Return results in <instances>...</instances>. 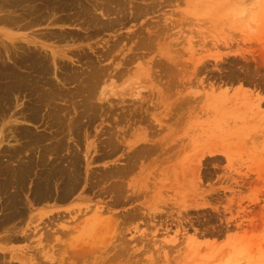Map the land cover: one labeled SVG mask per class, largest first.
<instances>
[{"label": "rangeland", "instance_id": "obj_1", "mask_svg": "<svg viewBox=\"0 0 264 264\" xmlns=\"http://www.w3.org/2000/svg\"><path fill=\"white\" fill-rule=\"evenodd\" d=\"M131 3L130 7L127 6L130 3L122 5L128 15L115 7L109 17L118 19L104 29L94 25L83 30L75 24L42 23L21 30L0 24V39L6 43L24 42L19 37L31 29L61 33L64 40L47 37L41 40L36 33L28 34L34 35L38 46L47 45L48 53L54 49L65 56L56 55L58 65H50V71L53 70L50 75L55 86L62 88L56 86L58 92H64V96L71 94L63 96L64 102L55 100L56 106L60 104L63 109L68 106V110L64 109L67 111H54L55 120V115L60 114L56 122L46 117L38 123L20 119L17 128H24V134L11 125L13 117H0V129L5 128L6 135L0 143V264H264V0H136V3L131 0ZM134 4L143 11L148 5L149 12L146 9L136 13ZM49 12L55 11L50 8ZM95 13L99 15L98 11ZM5 30L17 38L5 36ZM107 48L112 53L104 56ZM92 60L96 65H92ZM85 61L91 62L90 69ZM60 62L66 63L63 64L66 70ZM83 69L90 71L84 73ZM94 71L99 72L98 84ZM101 73H106L101 76L102 81L98 76ZM84 78L89 81H85L87 85ZM88 85H92L90 91ZM77 87L84 97L78 95ZM75 91L77 94L73 95ZM87 91L90 92L87 97L93 94L95 99L85 97ZM22 96H11L12 110L27 104L28 97ZM72 102H84L83 108L87 102L91 108L83 110L82 105L74 106L77 104ZM48 110L41 109L40 113L43 116L52 111ZM77 113L84 116L80 118ZM69 118L76 119L75 125L80 127L71 126ZM58 125L61 127L57 128ZM8 129L16 133V141ZM51 130L59 133L52 131L54 135ZM57 135L61 140L58 137L59 141L56 138L55 143L50 142ZM151 141L161 143L152 154L146 152ZM13 145L21 149L18 158L5 152L13 149ZM145 145L146 150L141 151ZM28 147L34 148L33 151H28ZM56 148L63 150L56 153ZM47 151L52 152L45 157ZM69 153L80 154L79 162L82 161L79 166L76 164L79 182L75 181L70 195L64 200L56 197V187L62 185V178H57L51 197L35 202L32 191L50 164L60 165L67 172L72 169L70 162L67 165L72 156ZM7 158L12 161L14 158L13 165L19 163V167L29 164L27 178L21 184L16 178L7 177L19 168L13 167ZM12 181L21 193L10 186ZM2 190L12 194L11 199ZM12 202L22 213L10 219Z\"/></svg>", "mask_w": 264, "mask_h": 264}, {"label": "bare ground", "instance_id": "obj_2", "mask_svg": "<svg viewBox=\"0 0 264 264\" xmlns=\"http://www.w3.org/2000/svg\"><path fill=\"white\" fill-rule=\"evenodd\" d=\"M124 1H126V2H124ZM127 1H130V2H127ZM134 1V0H133ZM139 1V0H138ZM147 1V0H146ZM157 1V0H156ZM166 1V0H165ZM88 2H90V4L88 5ZM123 2H124V4L122 3V0H116L115 2H113V1H110V0H93V2L91 1V0H0V10H3L2 12H0V24H4V25H6V26H9V27H12V28H18V29H24V30H28V29H30V27H32V26H40V25H42V23H45V26L46 25H50L51 23H53V24H55L56 26H57V24L58 25H60V26H62V25H65V24H67V25H70V24H75V25H79L80 27H82V28H84L83 30H89V27L91 26V25H94V26H100V28H102V29H104V28H107V26H108V24H111V23H115V22H113V20L115 19V20H117L116 18H113V16H111L112 18H113V20L109 17L110 16V13L111 12H113V10H115L116 8L115 7H120L118 10H122V8L124 7V6H122V5H127L128 3H130V4H128L127 6H129V5H131L132 3H131V0H123ZM159 2V1H158ZM157 2V3H158ZM134 3V2H133ZM135 3H136V0H135ZM143 4V3H142ZM147 4H149V3H147ZM159 4V3H158ZM114 5V6H113ZM121 5V6H120ZM162 4H160V6H161ZM134 6H135V4H134ZM133 6V7H134ZM142 6V5H141ZM149 6L151 7V6H153V5H150L149 4ZM148 5L146 6V9H147V12H149L148 11V7H149ZM126 7V6H125ZM124 7V9H126ZM130 7V6H129ZM137 6H135V8H133L135 11H137L136 13H140L141 11H143L142 10V8H140V6L138 5V7L136 8ZM50 8L53 10V11H55V12H49L50 11ZM141 10H140V9ZM153 7H151V9H152ZM155 8V7H154ZM130 9V8H129ZM137 9H139V10H137ZM144 9H145V7H144ZM145 9V10H146ZM133 10V11H134ZM145 10L143 11V12H145ZM150 10V9H149ZM5 11V12H4ZM68 11H69V13H68ZM96 11H98L99 12V15H98V13L96 14L95 12ZM116 11V10H115ZM124 10H122L121 12H123ZM134 11V12H135ZM152 11V10H151ZM119 12V11H118ZM117 12V13H118ZM142 12V13H143ZM146 12V13H147ZM57 13L58 14H60L61 13V15H58V16H56L57 15ZM117 13H115V14H117ZM141 13V14H142ZM146 13H144V14H146ZM123 14H126V15H128L127 13H125V12H123ZM122 15V14H121ZM120 15V16H121ZM134 16H135V13L133 14ZM132 15V16H133ZM138 15V14H137ZM143 15V14H142ZM120 16H117L116 15V17H120ZM123 17V16H122ZM126 17V16H125ZM138 17V16H137ZM141 17V16H140ZM124 18V17H123ZM122 18V19H123ZM136 19V18H135ZM130 20H132L131 19V17H130ZM133 20H134V17H133ZM117 22V21H116ZM120 23V22H119ZM116 25V24H115ZM74 26V25H73ZM110 27V30H111V25H109ZM59 27V26H58ZM78 27V26H77ZM92 27V26H91ZM90 27V28H91ZM104 27V28H103ZM79 28V27H78ZM82 28L80 29V30H82ZM94 28H96V27H94ZM108 28V29H109ZM57 29V28H56ZM55 29V30H56ZM59 29V28H58ZM64 29V28H63ZM67 29V28H66ZM44 30V29H43ZM51 30V29H50ZM54 30V31H55ZM62 30V29H61ZM69 30V29H68ZM67 30V31H68ZM71 30H74V29H71ZM101 30V29H100ZM106 30V29H105ZM114 30V29H113ZM40 31H42V30H40ZM76 31V30H75ZM79 31V30H78ZM95 31V30H94ZM116 31V30H115ZM90 32V31H89ZM96 32H97V30H96ZM30 33H36V36H40V38H41V40H42V37L44 38V37H47L46 39H48V38H57V40H59V39H62V40H64L65 39V37H61L62 36V34L61 33H59V34H57V33H53V30H52V32L51 31H49V29L47 30V31H42V32H39V30H34V29H31V30H29L27 33H23L21 36L22 37H19V38H22V39H24V42H20V43H13V42H7L6 43V41H4V40H2V39H0V117H2L3 119H4V117H9V119H11L12 117V119L10 120L12 123H11V125L13 126V127H16V130L18 129V128H20V127H18L17 128V122L18 121H20V119L21 120H26V121H28V122H30V123H35V122H37V121H39V120H42V119H45V117H46V119L48 118V119H50V118H52V120L54 119L53 118V115H54V111L55 112H59L60 113V111H63L65 108L68 110V106H66L64 109H63V107L61 108V107H59V105L58 106H56V103H55V100L56 99H60V100H62L64 97H68L69 95H71V94H67L66 96H64V92H61V91H57L58 89H56V86H58V84H56V86H55V82H53V81H51V79H52V76L50 75V73L52 74V72H53V70H51L50 71V65L52 66V63H53V65H55V64H57L56 63V59H57V57H56V55H60V54H58V52L56 51V50H54V49H49V51H51V53H48L46 50V48H47V45H45L46 47H44V45H42L41 44V46H38L37 44H38V42H37V40H36V38L34 37V35L33 36H29V34ZM65 33H67V34H69L68 32H66L65 31ZM65 33H63V34H65ZM81 33V32H80ZM82 33H84V32H82ZM92 33H93V31H92ZM102 33V32H101ZM3 34L5 35V36H7V37H9V38H11V39H15V38H17L16 37V35L14 34V33H12L10 30L8 31H4L3 32ZM70 34H72V33H70ZM85 34V33H84ZM92 35V34H91ZM91 35L89 34V37H91ZM94 35H95V33H94ZM93 35V36H94ZM97 35V34H96ZM99 35V34H98ZM140 35V34H139ZM153 35V34H152ZM38 36V37H39ZM63 36H65V35H63ZM68 36H70V35H68ZM82 36V35H81ZM85 36V35H84ZM87 36V35H86ZM86 36H85V39H87L86 38ZM92 36V37H93ZM131 36V35H130ZM75 36H73V39H75L74 38ZM79 37V36H78ZM39 38V39H40ZM67 38V42H68V37H66ZM71 37H69V39H70ZM131 38H133V37H131ZM145 38V37H144ZM143 38V39H144ZM150 38V37H149ZM22 39H21V41H22ZM38 39V40H39ZM84 39V38H83ZM145 39H147V38H145ZM144 39V41H146ZM50 40V39H49ZM48 40V41H49ZM55 40V39H54ZM61 40V41H62ZM76 40V39H75ZM77 40H79L78 38H77ZM82 40V39H81ZM119 41H120V37H119V39H118ZM44 41V40H43ZM46 41V40H45ZM51 41V40H50ZM56 41V40H55ZM55 41H54V43H55ZM95 41V40H94ZM143 41V42H144ZM59 42V41H58ZM70 42H72V41H70L69 40V43ZM75 42V41H74ZM73 42V43H74ZM82 42H83V40H82ZM97 42V41H96ZM40 43V42H39ZM60 43V42H59ZM91 43V42H90ZM89 43V44H90ZM135 43V42H134ZM137 43V42H136ZM148 43V42H147ZM138 44V43H137ZM140 44V43H139ZM58 45V44H57ZM60 45V44H59ZM113 45V44H112ZM146 45V44H145ZM151 45V44H150ZM149 45V46H150ZM70 46V45H69ZM82 46V45H81ZM90 46H92V45H90ZM142 46H144V45H142ZM48 47H49V45H48ZM89 47V46H88ZM67 48H69V47H67ZM82 48H83V46H82ZM90 48V47H89ZM109 48V47H108ZM107 48V49H108ZM62 49V48H61ZM73 49V48H72ZM77 49H79L80 50V47H77ZM88 49V48H87ZM112 49V48H111ZM144 49V48H143ZM64 50V49H63ZM66 50H68V49H66ZM86 49L84 48V50H83V53H84V51H85ZM90 50H92V48L90 49ZM89 50V51H90ZM95 50H96V48H95ZM93 51H94V49H93ZM111 50H109L108 49V51H104V56H105V53H107L108 52V54H109V52H110ZM88 52V51H87ZM95 52V51H94ZM97 53H100L99 51H96ZM132 52V51H131ZM65 53V52H64ZM110 53H112V52H110ZM76 54V53H75ZM133 55L135 54V53H132ZM85 55H86V51H85ZM89 55V54H88ZM102 55H103V53H102ZM60 56H63V55H60ZM96 56V55H95ZM63 57H65V56H63ZM62 57V58H63ZM80 57V56H79ZM82 57V56H81ZM101 57H103V56H101ZM133 57V56H132ZM130 58V59H133V58ZM59 58V57H58ZM61 58V59H62ZM68 59L70 58V57H67ZM87 58H89V57H87ZM91 58V57H90ZM98 58V57H97ZM65 59V58H64ZM71 59V58H70ZM63 60V59H62ZM86 60V59H85ZM88 60V59H87ZM90 60V59H89ZM94 60V59H93ZM93 60H92V65H94V63H93ZM65 61V60H64ZM67 61V60H66ZM70 61V60H69ZM76 61H80V60H76ZM96 61V60H95ZM131 61V60H130ZM58 62V61H57ZM81 62V61H80ZM86 62V61H85ZM89 62V61H88ZM102 62V61H101ZM61 63V62H60ZM72 63V62H71ZM87 63V62H86ZM62 65V67L65 69L66 67H65V65H63V64H66L65 62L64 63H61ZM81 64H82V62H81ZM88 64V63H87ZM86 64V66L90 69V64H91V62H90V64H88L87 65ZM156 64H157V62H156ZM177 64V63H176ZM58 65V64H57ZM60 65V64H59ZM68 65V64H67ZM83 65V64H82ZM95 65H96V63H95ZM160 65H161V63H160ZM72 66H74V64L72 65ZM177 66V65H176ZM58 67V66H57ZM93 66H91V68H92ZM96 67V66H95ZM99 67V66H98ZM102 67V66H101ZM105 67L106 66H103V68L105 69ZM159 67V66H158ZM164 67V66H163ZM56 68V67H55ZM60 68V67H59ZM69 67H67V69H68ZM100 68V67H99ZM98 68V69H99ZM53 69V68H52ZM64 69H63V71H62V68L60 69V71H62V72H64ZM77 69V68H76ZM88 69V70H89ZM97 69V70H98ZM162 69V68H161ZM56 70V69H55ZM66 70V69H65ZM69 70V69H68ZM78 70V69H77ZM84 71V73H85V71H87V73H88V70H85V69H83ZM106 70H107V68H106ZM105 70V71H106ZM165 70V69H164ZM170 70V69H169ZM75 71V70H74ZM90 71V70H89ZM161 71V70H160ZM172 71V70H171ZM62 72H58L59 74H61ZM69 72H71V71H69ZM91 72H93V71H91ZM98 71H94V73L96 74ZM99 72H100V70H99ZM98 72V73H99ZM83 73V74H84ZM164 73V72H163ZM63 74H66V73H63ZM75 74H79L78 72H76ZM94 74V75H95ZM104 74V73H103ZM103 74L101 73V75H99L98 74V76L100 77V79H101V76H103ZM106 74V73H105ZM104 74V76H106ZM160 74V73H159ZM168 74V73H167ZM69 75V74H68ZM89 79L88 80H90V77H92L93 76V73H92V75H90V73H89V75H90V77L87 75V74H85ZM161 75V74H160ZM164 75V74H163ZM163 75H161V76H163ZM175 75V74H174ZM50 76H51V78H50ZM56 76H57V73H56ZM60 77L62 76V75H59ZM67 76V75H66ZM75 76V75H74ZM78 76V75H77ZM79 76H82L81 75V73H80V75ZM72 77V76H71ZM70 77V78H71ZM76 77V76H75ZM94 78L96 77V79H97V81H95L97 84H98V79L99 78H97V74H96V76H93ZM167 77V76H166ZM59 78V77H58ZM82 78V77H81ZM93 78V79H94ZM85 79V78H84ZM95 79V80H96ZM54 80V79H53ZM60 80V79H59ZM69 81H70V79H68ZM72 80H73V77H72ZM71 80V81H72ZM74 80L76 81V80H78V79H75L74 78ZM82 80V79H81ZM88 80H84V82L85 81H88ZM91 80H92V78H91ZM55 81V80H54ZM70 81V82H71ZM101 81H102V79H101ZM73 82V81H72ZM71 82V83H72ZM78 81H76V83H77ZM79 82H81L82 83V81H79ZM83 82V83H84ZM89 82V81H88ZM94 81H93V84L95 83ZM170 82H171V80H170ZM63 83V82H62ZM86 83V82H85ZM84 83V84H85ZM90 83H92L91 81H90ZM102 83V82H101ZM159 83V82H158ZM64 84V83H63ZM62 84V85H63ZM66 84V83H65ZM68 84V83H67ZM89 84V83H88ZM79 85V84H78ZM86 85H87V83H86ZM67 86V85H66ZM84 87H85V85H83ZM90 85H88V87H87V89L89 88L90 89V87H91V89H92V85L89 87ZM58 87H60V86H58ZM61 88V87H60ZM59 88V89H60ZM77 88H78V90H77ZM76 88V91H78V93H79V87H77ZM94 88V87H93ZM62 89V88H61ZM60 89V90H61ZM74 89V88H73ZM72 89V90H73ZM88 89V90H89ZM90 89V90H91ZM95 89V88H94ZM92 90L93 92L95 91V90ZM63 90H65V88L63 87ZM75 90V89H74ZM81 88H80V92H81ZM84 90V89H83ZM89 90V91H90ZM67 91V90H66ZM71 91V90H70ZM75 91V92H76ZM91 91V92H92ZM74 92V94L73 95H76L77 94V92L75 93ZM72 93V92H71ZM82 93V92H81ZM14 94H17V96H21V95H24V96H22V97H24V98H26V97H28V102H25V103H27V104H25L24 106H22L19 110H17L16 108L14 109V107H13V109L14 110H12V107H11V105H12V103H11V101H10V98H11V96L13 95L14 96ZM85 94V93H84ZM86 94H88V95H86L85 97H87V96H89V94H90V92H86ZM92 94V93H91ZM94 94H95V92H94ZM78 95H82L83 97H84V95L83 94H78ZM64 96V97H63ZM94 95L92 94V96L91 97H87V98H92ZM71 97V96H70ZM69 97V98H70ZM73 97V96H72ZM72 97L70 98V99H72ZM16 98H18V97H16ZM21 98V97H20ZM86 98V99H87ZM19 99V98H18ZM18 99H17V101H18ZM23 99V98H22ZM75 99V98H74ZM78 99V98H77ZM85 99V100H86ZM93 99H95L94 97H93ZM20 100V99H19ZM59 100V101H60ZM63 100H65V99H63ZM62 100V101H63ZM12 101H14L13 99H12ZM16 101V102H17ZM62 101H61V103H62ZM77 101V100H76ZM89 101V100H88ZM91 101H92V99H91ZM94 101V100H93ZM64 102V101H63ZM68 104H67V103ZM66 104L67 105H70L69 104V102L66 100ZM85 102V101H84ZM84 102H83V104L81 103V104H77V102H74L75 104H77V105H74V106H78V105H82L80 108L81 109H88L89 110V108H91V106H89L88 104H87V102H86V107L85 108H83V105H85L84 104ZM11 103V104H10ZM73 103V102H72ZM73 103V104H74ZM14 104V103H13ZM24 104V103H23ZM52 104V105H51ZM64 104V103H63ZM73 104H71V106H73ZM97 104V103H96ZM93 105H94V103H93ZM13 106V105H12ZM14 106H15V104H14ZM61 106H62V104H61ZM64 106V105H63ZM73 106V107H74ZM88 106V107H87ZM97 106V105H96ZM99 106V105H98ZM104 106V105H103ZM70 107V106H69ZM95 107V106H94ZM109 107V106H108ZM107 107V108H108ZM78 109H79V107H77ZM77 108L75 107V110H77ZM41 109H49V110H51L52 109V111H50V113L49 114H44L43 116H42V114L40 113V110ZM48 110V111H49ZM67 110H64V111H67ZM72 110L73 109H70L69 111L70 112H72ZM82 110V111H83ZM93 110V109H92ZM112 110V109H111ZM135 110H137V109H135ZM44 111V110H43ZM47 111V110H46ZM81 111V110H80ZM81 111V112H82ZM99 111V110H98ZM140 111V110H139ZM42 112V111H41ZM73 112H74V110H73ZM72 112V113H73ZM76 112H78V111H76ZM84 112H86V110L85 111H83V113ZM88 112V111H87ZM90 112L91 111H89L88 113L90 114ZM105 112V111H104ZM58 113V115H60ZM75 113V112H74ZM88 113H87V115H88ZM91 113H96L95 111L93 112H91ZM131 113V112H130ZM141 113V112H140ZM63 114V113H62ZM65 114H66V112H65ZM64 114V115H65ZM78 114V113H77ZM82 115V113H79L77 116H79V115ZM86 114V113H85ZM133 114V113H132ZM58 115H55L56 116V120H57V118L59 117ZM80 115V118L81 117H83V116H81ZM102 115V114H101ZM107 114H105L104 116H106ZM71 116V115H70ZM77 116L76 117H74V118H76V119H78L77 118ZM97 116V115H96ZM135 116V115H134ZM133 116V117H134ZM137 116V115H136ZM144 116V115H143ZM66 117H67V114H66ZM69 117V116H68ZM94 118L93 119H95L96 117L95 116H93ZM112 117V116H111ZM121 117V116H120ZM73 118V119H74ZM122 118V117H121ZM120 118V119H121ZM130 118V117H129ZM76 119H74V120H71V118H69V122L67 121V119H66V121L71 125H73V126H76L75 124H76ZM87 119V118H86ZM108 119V118H107ZM123 119V118H122ZM51 120V119H50ZM56 120L54 119V121L56 122ZM62 120V119H61ZM61 120H59V121H61ZM76 120V121H75ZM91 120V119H90ZM138 120V119H137ZM64 121V120H63ZM9 122V121H8ZM21 122V121H20ZM19 122V123H20ZM42 122V121H41ZM43 122H45V121H43ZM48 122V121H47ZM50 122V121H49ZM110 122V121H109ZM117 122V121H116ZM118 122H119V120H118ZM124 122V121H123ZM1 123H3V122H1ZM38 123V122H37ZM62 124H63V122H61ZM66 123V122H65ZM114 123V122H113ZM47 124V123H46ZM59 124V123H58ZM61 124V125H62ZM83 124V123H82ZM117 124V123H116ZM131 124V123H130ZM20 125V124H19ZM48 125H49V123H48ZM52 125V127H54L53 126V124H51ZM57 125V124H56ZM56 125H55V127H56ZM71 125V126H72ZM85 125H86V123H85ZM22 126V125H21ZM24 126V125H23ZM84 126V125H83ZM9 127H11V126H9ZM49 127H51V126H49ZM61 127V126H60ZM59 127V125L57 126V128H60ZM76 127H80L79 125L78 126H76ZM76 127H75V129H76ZM130 127H131V125H130ZM26 129L28 128V127H25ZM56 128V129H57ZM109 128V127H108ZM3 129H5V128H3ZM3 129H2V127H1V129H0V143H2L4 140V138L6 137V135H5V132L3 131ZM13 128H11V130H12ZM21 129H22V127H21ZM24 129V128H23ZM22 129V130H23ZM47 129V128H46ZM79 129V128H78ZM8 130H10V129H8ZM11 130H10V132H11ZM19 130V129H18ZM22 130H19V131H16V132H19V133H23L24 134V132H22ZM30 131V128L29 129H27V131ZM32 130V129H31ZM44 130H45V128H44ZM70 130V129H69ZM77 130V129H76ZM83 130V129H82ZM15 131V130H14ZM27 131H26V133H27ZM28 131V132H29ZM35 131V130H34ZM53 130H51V133H53V132H55V131H53ZM61 131V130H60ZM73 132H74V130H72ZM89 131V130H88ZM42 132H44V131H42ZM116 132V131H115ZM15 133V132H14ZM13 132H11V138H13V139H15V141L17 140L16 139V137H17V135H16V133H15V135H13L14 134ZM18 133V134H19ZM33 133H35V132H33ZM40 133V132H39ZM46 133V132H45ZM50 133V134H51ZM55 133H59V132H55ZM62 133V132H61ZM60 133V134H61ZM65 132H63V134H64ZM89 133V132H88ZM9 134V133H8ZM30 134V133H29ZM28 133H27V135L30 137V135H29ZM36 134V133H35ZM38 134V133H37ZM36 134V135H37ZM40 134H42V133H40ZM54 134V133H53ZM62 134V135H63ZM70 134H72L71 132H70ZM77 134H78V130H77ZM20 135V134H19ZM18 135V136H19ZM26 135V136H27ZM46 135V134H45ZM44 135V136H45ZM48 135V134H47ZM54 135H56V134H54ZM64 135H68V133H66V134H64ZM9 136V137H10ZM20 136H22V135H20ZM19 136V137H20ZM53 136V135H52ZM51 136V137H52ZM71 136V135H70ZM73 136V135H72ZM71 136V137H72ZM83 136V135H82ZM121 136V135H120ZM24 137V136H23ZM28 137V138H29ZM32 137L33 136H31V138L30 139H32ZM38 137V136H37ZM41 137V135L38 137V138H40ZM43 137V136H42ZM47 137V136H46ZM46 137H44V138H46ZM51 137H47V139L48 138H50L51 139ZM55 138H52V140L53 141H50V142H54L55 143V139L57 138V140H58V137H59V139H60V136H58L57 135V137L56 136H54ZM66 137V136H65ZM69 137V136H68ZM70 137V138H71ZM75 137V136H74ZM27 138V137H26ZM62 138V137H61ZM67 138V137H66ZM69 138V139H70ZM6 139V138H5ZM20 139H22V137L20 138ZM30 139H28V140H30ZM47 139H45L44 141H46ZM68 139V140H69ZM72 139V138H71ZM70 139V140H71ZM118 139V138H117ZM8 140V139H7ZM55 140V141H54ZM61 140V139H60ZM68 140H66V141H68ZM41 141V140H40ZM40 141H37V143L38 142H40ZM59 141V140H58ZM65 141V140H64ZM109 140H107L106 142H108ZM24 142V141H23ZM23 142H22V145H24L23 144ZM27 142V141H26ZM61 142H63V141H61ZM75 142V141H74ZM25 143V142H24ZM28 143V142H27ZM30 143V142H29ZM28 143V144H29ZM41 143H43V142H41ZM53 143V144H54ZM57 143V142H56ZM76 143V142H75ZM101 143V142H100ZM105 143V142H104ZM112 143V142H111ZM118 143V142H117ZM19 144V143H18ZM21 144V143H20ZM30 144H34V145H37L36 144V142L35 143H30ZM45 144H48V142L46 143L45 142ZM44 144V145H45ZM50 144V143H49ZM58 144V143H57ZM67 144V143H66ZM74 144V143H73ZM112 144H115L114 142L112 143ZM111 144V145H112ZM27 145V144H26ZM68 145V144H67ZM14 146V145H13ZM12 146V147H13ZM41 146V145H40ZM56 146V144L54 145V147ZM70 146V145H69ZM72 146V145H71ZM75 146H77V145H75ZM80 146V145H79ZM9 147V146H8ZM18 147V146H17ZM20 147V146H19ZM31 147H32V145H31ZM34 147V146H33ZM39 147V146H38ZM42 147H43V145H42ZM52 147H53V145H52ZM160 148L161 147V143H159V142H157V143H152V141H151V143L148 145V148H147V150L145 149L146 148V145L144 146V148H142L141 149V147H140V149H141V151H144V149L146 150V152L148 153V152H151V154H152V152L156 149V148ZM26 148V147H25ZM35 148V147H34ZM34 148H32V149H34ZM37 148V147H36ZM41 148V147H40ZM50 148H51V146H50ZM50 148H49V150H50ZM58 148H59V146H58ZM65 148H68V147H65ZM73 148V147H72ZM114 148H115V146H114ZM113 148V149H114ZM27 149H29L28 151H30V150H32V149H30L29 147L27 148ZM42 149V148H41ZM52 149V148H51ZM57 149V148H56ZM62 150H63V148H61ZM61 149H60V151H61ZM104 149V148H103ZM35 150H37V149H35ZM40 150V149H39ZM45 149H43V151H44ZM58 150V149H57ZM56 150V153L57 152H60L59 150L57 151ZM134 150V149H133ZM137 150H139V148L137 149ZM137 150H136V153H139L140 152V154H141V151H138L137 152ZM20 151H21V149H16L15 148V146L13 147V149H5V152L6 153H8L11 157H15L18 153H19V155L22 153H20ZM27 151V150H26ZM33 151V150H32ZM31 151V152H32ZM41 151V150H40ZM46 151V150H45ZM53 152H54V150H52ZM52 151H49V152H52ZM75 151H77V150H75ZM101 151V150H100ZM106 151V150H105ZM104 151V152H105ZM48 152V151H47ZM49 152H48V155L46 156V154H45V157H48L50 154H49ZM112 152V151H111ZM2 153H4V152H2ZM24 153V152H23ZM40 153V152H39ZM38 153V154H39ZM43 153H45V152H43ZM55 153V152H54ZM135 153V152H134ZM144 152H142V154H143ZM25 154V153H24ZM34 154H36V153H34ZM41 154V153H40ZM70 154V153H69ZM78 154V153H77ZM76 153H75V155L73 156L72 155V153L69 155V156H71V158L69 157V161H68V163H67V165H69V162H70V165L69 166H71L72 167V169H70L69 170V172H67L66 171V168H64V167H60V165L59 166H57V165H53V164H50L49 165V162L46 164L47 165V167H48V165H49V167L47 168V171H46V173L44 174V176L42 177V180L41 179H39L40 177H38V179L39 180H41L40 181V183L39 184H37L34 188L36 189H32L33 191H32V193H33V195H32V197H33V199H34V197H35V199H34V201L35 202H39V201H41V200H44V199H48V198H50L51 197V193L53 192L52 191V188H53V186H52V184L55 182V180L57 179V178H62L61 180H62V182H61V184L62 185H60V186H57V187H59L60 189L59 190H57L58 188L56 187V190H55V195H56V197L57 198H59V199H61V200H64V199H66L67 197H68V195H70L69 193H70V190H72V188H73V186H75V184H77V183H75V181L76 180H78L77 179V177H78V171L76 172V164H78V166H79V163L80 162H82V161H80L79 162V160H80V158H81V156L79 157V155L78 156H76L77 155ZM1 155V154H0ZM19 155H18V157H19ZM59 155H60V153H59ZM63 155V154H62ZM146 155V154H145ZM8 156V155H7ZM9 156V157H10ZM103 156V155H102ZM5 157H6V155H5ZM8 157V158H9ZM17 157V156H16ZM17 157V158H18ZM57 157V155L54 157V159ZM61 157H63V156H61ZM66 157V156H65ZM100 157V156H99ZM107 157V156H106ZM137 157H138V155H137ZM7 158V159H8ZM29 158H30V156H29ZM32 158V157H31ZM59 158H60V156H59ZM1 159V158H0ZM10 159V158H9ZM8 159V160H9ZM58 159V158H57ZM55 160L56 162L57 161H59V160ZM65 159V158H64ZM68 158H66V160H67ZM20 159H18V160H16V161H19ZM26 160H29V159H26ZM31 160V159H30ZM29 160V161H30ZM65 160V162H67ZM100 160V159H99ZM6 161V160H5ZM9 161H12V160H9ZM13 161H14V158H13ZM13 161H12V165H13ZM22 161H24V159L22 160ZM62 161V160H61ZM15 162V161H14ZM42 162V161H41ZM46 162V161H45ZM130 162V161H129ZM18 163V162H17ZM24 163V162H23ZM23 163H21V165L23 164ZM25 163H26V161H25ZM59 163H61V162H59ZM59 163H57V164H59ZM8 164V163H7ZM19 164V163H18ZM18 164L17 165H15V166H18ZM35 164V163H34ZM37 164H39L38 166H40V162L39 163H37ZM45 164V163H44ZM64 164V163H63ZM129 164V163H128ZM137 164V163H136ZM8 165H10L11 166V164H8ZM8 165H7V167H8ZM14 165H13V167H14ZM24 165V164H23ZM29 164H27V166H28ZM32 165V164H31ZM66 165V166H67ZM131 165H133V164H131ZM20 166V165H19ZM18 166V167H19ZM25 166V165H24ZM26 166V167H27ZM41 166H43V165H41ZM125 166V165H124ZM2 167V166H1ZM4 167V166H3ZM26 167L24 168V167H19L18 168V170H15V171H12V173L10 172V174L9 175H11V176H8V174H7V172H6V174H7V177L8 178H10V180H12L11 179V177H13V178H16V180H17V182L19 183V184H21L22 182H24L25 181V179L27 178L26 177V174H27V169H26ZM33 167V166H32ZM44 167H46V166H44ZM81 167V166H80ZM80 167H77V169L78 168H80ZM128 167V166H127ZM134 167V166H133ZM6 168V167H5ZM9 168V167H8ZM17 168V167H16ZM130 168H132V167H130ZM135 168V167H134ZM4 169V168H3ZM26 169V170H25ZM32 169V168H31ZM82 169V168H81ZM112 169V168H111ZM133 169V168H132ZM8 170V169H7ZM10 171L12 170V168L11 169H9ZM8 170V171H9ZM43 171H44V169H42ZM45 170H46V168H45ZM79 170V169H78ZM117 170V169H116ZM162 170V169H161ZM5 171V170H4ZM32 171V170H31ZM81 171V170H80ZM79 171V172H80ZM121 171V170H120ZM119 171V172H120ZM38 172V171H37ZM111 172V171H110ZM109 172V173H110ZM122 172V171H121ZM81 173V172H80ZM93 173V172H92ZM1 174V173H0ZM30 174V173H29ZM102 174V173H101ZM153 174V173H152ZM121 175V174H120ZM6 176V175H5ZM31 176V175H30ZM91 176V175H90ZM95 176V175H94ZM103 177H104V175H103ZM108 177V176H107ZM109 177H111V176H109ZM145 177V176H144ZM147 177V176H146ZM153 177V176H152ZM5 178V177H4ZM8 178L6 179L5 178V180L7 181L8 180ZM99 178V177H98ZM115 178V177H114ZM117 178V177H116ZM151 178V177H150ZM97 179V178H96ZM112 180H113V178H111ZM148 179V178H147ZM9 180V181H10ZM15 180V179H14ZM15 180V181H16ZM60 180V181H61ZM91 180H93V179H91ZM109 180V179H108ZM1 181V180H0ZM4 181V180H3ZM5 181V182H6ZM38 181V180H37ZM60 181H58V182H60ZM88 181V180H87ZM143 181V180H142ZM8 182V181H7ZM13 182V183H12ZM12 182H10V186H11V184L13 185V187H15L14 189H15V191H17L16 190V188H17V182H16V185L17 186H14V184H15V182L14 181H12ZM78 182H79V180H78ZM98 182H100V180L98 181ZM115 182V181H114ZM121 182V181H120ZM149 182V181H148ZM1 183V182H0ZM142 183V182H141ZM143 183H144V181H143ZM3 184H5V183H3ZM91 184V183H90ZM97 184V183H96ZM99 184V183H98ZM98 184H97V186H98ZM116 184V183H115ZM152 184V183H151ZM6 185V184H5ZM5 185H3V186H5ZM54 185V184H53ZM120 185V184H119ZM119 185H115L114 187H118ZM89 186V185H88ZM92 186V185H91ZM112 186V185H111ZM6 187H9V183H8V185L6 186ZM6 187H4V189L6 188ZM12 187V188H13ZM21 187V186H20ZM76 187H77V185H76ZM1 188V187H0ZM90 188V187H89ZM93 188H94V186H93ZM141 188V187H140ZM3 189V188H2ZM3 189V190H4ZM10 189V188H9ZM19 191H17V192H19V193H21L20 192V188H17ZM104 189V188H103ZM112 189V188H111ZM118 189V188H117ZM1 190V189H0ZM3 190H2V192H3ZM7 190V189H6ZM143 190V189H142ZM75 191V190H74ZM101 191V190H100ZM118 191H120V190H118ZM1 192V193H2ZM6 192V191H5ZM7 192H8V190H7ZM4 193V192H3ZM2 193V194H3ZM13 193H16V192H13ZM144 193V192H143ZM5 194V193H4ZM3 194V195H4ZM8 194V193H7ZM7 194H5V195H7ZM34 194H35V196H34ZM9 195V196H8ZM7 196L9 197V198H7V199H11L10 197H11V195L10 194H8ZM54 195V194H53ZM124 195V194H123ZM137 195V194H136ZM136 195H135V197H136ZM15 196V195H14ZM18 196V195H17ZM16 196V197H17ZM121 196V195H120ZM53 197V196H52ZM117 197H119V195L117 196ZM131 197V196H130ZM138 197V196H137ZM5 198H6V196H5ZM121 198V197H120ZM15 199H17V198H15ZM14 199V200H15ZM20 199V198H19ZM31 199V198H30ZM50 200V199H49ZM117 200H119V199H117ZM4 201V200H3ZM7 202V201H6ZM24 202V201H23ZM116 202V201H115ZM5 203V202H4ZM9 203V202H8ZM20 203H22V202H20ZM34 203V202H33ZM2 204V203H1ZM10 204V203H9ZM23 204V203H22ZM24 206H26V204H23ZM8 206V205H7ZM24 206H22L23 208H24ZM11 207H12V211H11V214L9 215L10 216V219L12 218H14V217H18L19 215L21 216V214H20V212H21V210H19L20 208L19 207H17L13 202H12V204H11ZM8 208V207H7ZM27 208V207H26ZM25 209V208H24ZM18 210V211H17ZM22 213V212H21ZM25 213V212H24ZM25 215V214H24ZM20 219H21V217H20ZM11 223V222H10ZM16 223V222H15ZM3 224V223H2ZM8 225V224H7ZM18 226V225H17ZM3 228V227H2ZM5 228V227H4ZM13 228V227H12ZM25 232V231H24ZM63 232V231H62ZM64 232H65V230H64ZM7 236V235H6ZM16 237V236H15ZM17 239V238H16ZM18 240V239H17ZM16 240V241H17ZM8 241H9V239H8ZM7 243H9V242H7ZM19 257V256H18ZM24 256H22V258H23ZM0 258H1V256H0ZM26 258V257H25ZM19 259V258H18ZM21 259V258H20ZM4 260V259H3ZM8 260V259H7ZM1 262V261H0ZM5 263V262H4ZM3 263V264H4Z\"/></svg>", "mask_w": 264, "mask_h": 264}]
</instances>
